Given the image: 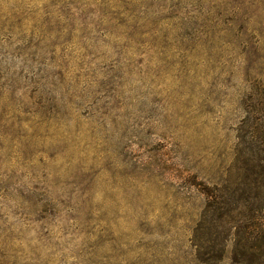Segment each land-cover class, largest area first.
<instances>
[{"label":"rangeland","instance_id":"1","mask_svg":"<svg viewBox=\"0 0 264 264\" xmlns=\"http://www.w3.org/2000/svg\"><path fill=\"white\" fill-rule=\"evenodd\" d=\"M263 165L264 0H0V264H230Z\"/></svg>","mask_w":264,"mask_h":264},{"label":"trees","instance_id":"2","mask_svg":"<svg viewBox=\"0 0 264 264\" xmlns=\"http://www.w3.org/2000/svg\"><path fill=\"white\" fill-rule=\"evenodd\" d=\"M248 161L249 160H245L243 163L247 165ZM255 169H257V171L254 172V174H256L258 178L261 179L257 184H255V181L252 182L253 190L255 191L254 199L257 198L258 200L259 198H261V196L263 197L264 193V176L261 178V175H264V165L256 166ZM207 195L209 196L210 201L207 202V206L202 213L204 224L206 223V218L210 215L211 212L218 213L217 218L219 220L224 217V214L226 212L216 207V195L212 193ZM246 196L248 197V195ZM236 208L237 206L230 210H236ZM230 210H228V212H230ZM253 210L257 212V217L254 216V227L256 232L253 233V236H251L250 238L254 237V239H259L260 241H258V243H252L248 246H242L238 242L235 243L231 248L232 256L230 264H264V203L261 201V199L257 202ZM258 222L259 226H257ZM208 242L210 241L208 240ZM224 251L225 246L223 245H209L204 248L202 247V245L197 244V258H199L200 261L204 264L213 263L220 260L223 256Z\"/></svg>","mask_w":264,"mask_h":264}]
</instances>
